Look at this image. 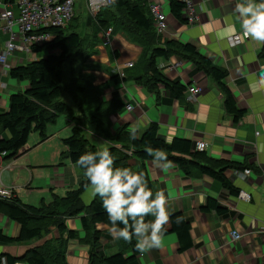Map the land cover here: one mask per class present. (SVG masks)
<instances>
[{"label": "crops", "instance_id": "0c3cea01", "mask_svg": "<svg viewBox=\"0 0 264 264\" xmlns=\"http://www.w3.org/2000/svg\"><path fill=\"white\" fill-rule=\"evenodd\" d=\"M154 2L161 6L166 17L167 29L162 40L190 44L213 65L226 70L224 84L243 116L234 121L233 116L226 112L222 94L214 81L198 72L190 60L177 55H172L168 60L159 58L157 65L168 80L187 86L181 99L177 100L168 90L160 89L159 102H156L153 94L132 80L115 82L113 75H118L117 66L125 74L131 75V68L124 65L129 62L135 64L141 53L139 46L129 42L123 33L116 32L112 33L109 45L95 47L96 53L88 64L92 68L88 72L94 77V85L107 84L102 99H117L125 105L122 110L109 116L110 130L115 132L126 125L129 131H136L140 135L149 124L154 123L158 126V136L168 143L174 138L194 143L202 141L206 144L205 153L210 158L225 160L242 168L227 169L224 176L239 191L238 195L243 192L250 199H239L238 195L230 194L220 182L206 175L192 173L188 176L175 164L169 170H161L154 167L152 160L141 161L130 155L127 161L129 168L133 172L143 169L153 193L163 191L167 196L171 215L180 213L189 224L191 243L190 247L180 251L178 236L169 233L165 235L160 249L143 254L137 252L135 260L137 264H264V83H261L264 59L259 57L261 44L252 47L249 37H242L235 44L230 43L231 37L244 35L241 18L235 11L242 0H192L197 20L187 25L180 24L172 17L167 0H149L148 4ZM82 5L85 8L83 0ZM77 10L79 12L74 14V18L81 15L82 7ZM183 15L186 18L185 12ZM88 20H78V29L83 30V26L86 29L88 25L92 27V20ZM13 33H19L18 26L13 27ZM8 39L9 35L0 31V52ZM39 54L15 53L7 58L6 66L0 64V113L7 110L10 95L27 88L26 82L11 79L8 71L44 58L48 53ZM189 87L200 89V93L191 100L188 99ZM54 124L53 127L46 126L48 137L41 142H46L42 161L16 165L10 171L0 169L1 184L11 189L23 204L38 206L41 200L50 202L53 195L65 196L85 178L83 170L71 163L69 157H65L67 154H63L66 148L62 140L70 136V126L67 121ZM36 137L31 143L35 142ZM8 138L7 132H0V139ZM38 139L40 142L39 135ZM91 141L97 150L111 146L99 138ZM120 146L113 145L118 150ZM20 152L19 157L29 152L27 144ZM0 165L3 166L2 161ZM26 167L44 168L41 182L45 185L31 186L34 179L31 177L30 181L27 180V173L31 172ZM244 169H249L250 174L246 179H241L236 172ZM94 198L88 187L80 196L85 206ZM81 215L65 222L66 228L77 234V238L68 241L66 264H89L90 245L83 241L85 233L81 226ZM110 228L106 224H96V230L100 232L96 248L98 255L108 257L121 253L125 258L130 257L132 248L123 240L113 239ZM0 230L15 238L19 226L0 213ZM231 231H237L241 238L232 241ZM58 236L57 229L52 228L48 235L39 240L0 244V264H7L5 255L19 258ZM15 264L27 263L19 261Z\"/></svg>", "mask_w": 264, "mask_h": 264}, {"label": "trees", "instance_id": "16d2710c", "mask_svg": "<svg viewBox=\"0 0 264 264\" xmlns=\"http://www.w3.org/2000/svg\"><path fill=\"white\" fill-rule=\"evenodd\" d=\"M14 2L15 0H0L1 4L8 6H12ZM148 2L149 0H115L95 17L87 13L92 20L90 32L79 30V23L75 24L78 19L74 16L63 28L39 31L53 35V39L41 46H33L31 53L48 54L44 58L8 71L11 79L26 82L27 88L10 95L7 110L0 113V132H7L9 135L8 139H0V155L5 154L1 160L3 166L5 161L16 159L22 154L20 151L27 144L31 133H37L40 142L45 141L48 137L46 126L54 124L56 119L63 115L71 128L70 136L62 140L66 148L63 154H67L73 164L78 165L77 161L81 155L97 151V146L91 141L93 138H99L111 145L108 150L114 156L115 167L118 168H129L127 161L130 155L141 161L152 160L146 151V148L151 146L154 149H164L168 153V159L184 174L206 175L220 182L230 194L238 195L239 191L226 179L224 171L242 168L225 160L212 159L205 151L195 150L194 142L174 138L168 143L158 136V126L154 123L149 124L140 135L136 132L137 139L131 138L133 131H129L126 125L115 132L110 130L109 116L122 110L125 105L117 99L104 101L102 95L107 84L95 86L94 77L88 72L92 70L88 66L89 59L95 55V47L101 44L99 35L109 28L113 34L123 33L129 42L141 49L138 61L130 70L131 75L124 73L123 78L113 75L115 82L132 80L153 94L156 102H159L160 89L168 90L177 100L181 99L187 86L168 80L157 65V59L168 60L172 55H177L181 59L190 60L198 72L204 73L214 81L222 94L224 108L233 116L234 121L243 116L224 84L226 70L213 65L190 44L162 40L153 26ZM167 2L172 17L180 24L187 25L188 21L183 15L185 5L179 0ZM259 57L264 59V44H261ZM63 95L70 98L71 105L62 100ZM116 144L121 145L120 151L113 147ZM134 173H143L150 188V182L143 169ZM87 185L85 177L76 189L68 191L65 196L53 195L50 202L41 200L38 206L23 204L16 195L9 199H0V213L19 226V233L15 238L0 230V244L39 240L48 235L52 228L57 229L59 235L58 238L45 241L19 258L5 255L6 263L15 264L21 261L27 264H66L68 241L77 238V234L75 231H69L65 222L83 214L80 220L85 233L83 241L90 245L89 264H137L135 238L131 243H126L132 248V255L128 258L121 253L103 257L96 252L100 238L96 224L102 223L110 227L112 225L99 196L87 206L82 203L80 196ZM177 217L182 218L179 224L176 223ZM189 230V224L180 213L170 216L166 234L175 233L178 236L180 251L191 246Z\"/></svg>", "mask_w": 264, "mask_h": 264}, {"label": "clouds", "instance_id": "9594fccd", "mask_svg": "<svg viewBox=\"0 0 264 264\" xmlns=\"http://www.w3.org/2000/svg\"><path fill=\"white\" fill-rule=\"evenodd\" d=\"M235 11L251 46L264 44V0H242ZM261 83H264V72L261 73ZM131 138H138L136 131L131 133ZM146 151L152 157L154 167L165 171L174 167L164 149L149 146ZM77 164L85 170L87 187L93 197L99 196L102 200V207L112 225L109 232L113 239L131 243L135 238V248L141 254L160 249L171 216L165 193H153L143 173L115 167V158L107 148L81 155ZM148 217L155 219L149 220ZM181 222L182 218L177 217L176 223Z\"/></svg>", "mask_w": 264, "mask_h": 264}, {"label": "built area", "instance_id": "2783aa9c", "mask_svg": "<svg viewBox=\"0 0 264 264\" xmlns=\"http://www.w3.org/2000/svg\"><path fill=\"white\" fill-rule=\"evenodd\" d=\"M78 0H15L12 6L0 3V31L9 35V39L4 43V48L0 52V64L6 66L7 58L15 53H31L33 46H41L53 39V35L40 30L48 28H63L74 16V6ZM85 9L91 17H95L100 11L111 6L115 0H83ZM185 5L184 12L189 24H194L197 20L192 0H179ZM15 9V10H14ZM149 11L153 19V26L158 35L162 37L167 29L166 17L158 3H150ZM18 26L19 33H13V27ZM101 46L105 47L112 41V29L104 30L99 35ZM248 36H233L230 43L240 42L241 38ZM17 41V42H16ZM132 62L124 65L126 68L133 67ZM117 74L123 78V69L117 66ZM200 93L198 87L188 88V99H194ZM130 109V107H127ZM195 150L203 152L206 144L202 141H195ZM5 154L0 155V161ZM0 169H9L0 165ZM1 174V172H0ZM241 179H246L250 174L249 169L236 172ZM11 189L4 187L0 181V199H9L13 196ZM239 199L249 201V195L241 192ZM232 241H238L241 235L237 231L230 232Z\"/></svg>", "mask_w": 264, "mask_h": 264}, {"label": "rangeland", "instance_id": "374dc122", "mask_svg": "<svg viewBox=\"0 0 264 264\" xmlns=\"http://www.w3.org/2000/svg\"><path fill=\"white\" fill-rule=\"evenodd\" d=\"M78 7H82V11L80 12L81 15L80 16L79 15L76 16V18H78L79 22H82L81 20H83L85 22L89 21L87 12H86L85 8L82 5V0H78L75 3V6H74V14L75 15H76V12H79L77 10ZM103 10H105V8ZM104 13H105V11L103 12V15H105ZM78 20H76L77 23H78ZM76 22H75V24H76ZM83 31L84 32L85 31L90 32L91 31V26L88 25V27L86 29L83 26ZM42 54H44V52L39 54V56H41ZM62 100L65 101L66 103H68L69 105L72 104L70 98L67 95H63ZM58 121H64V123H66V119L64 118V116H59L55 123H58ZM53 126H55V124H51L50 127H53ZM35 136H37L35 138V142L31 143L33 137H35ZM39 143H41V142H39L38 134L34 133V132L31 133L29 135L28 141H27V148H29V152H27L22 157L5 161L4 162V166L5 167H9V171H10V170H12V167H14L16 165H20L21 164L22 166H25L29 161L32 162V164H35L37 162V160L38 161H42V159H43L42 153H43L44 147H46L45 146L46 142L41 143V144H39ZM26 169L29 170L31 172V174H32L31 175V174L27 173V180L30 181L31 177H33V179H34L33 184L31 186L36 187V186H41L40 184H42V186L45 185V183L41 182V180L44 179V174H43V173H45L44 172L45 171L44 168H38V167L29 168V167H26ZM5 170H7V169H5ZM33 206H36V205H33Z\"/></svg>", "mask_w": 264, "mask_h": 264}, {"label": "water", "instance_id": "95a60500", "mask_svg": "<svg viewBox=\"0 0 264 264\" xmlns=\"http://www.w3.org/2000/svg\"><path fill=\"white\" fill-rule=\"evenodd\" d=\"M65 157H67V155H65Z\"/></svg>", "mask_w": 264, "mask_h": 264}, {"label": "bare ground", "instance_id": "6f19581e", "mask_svg": "<svg viewBox=\"0 0 264 264\" xmlns=\"http://www.w3.org/2000/svg\"><path fill=\"white\" fill-rule=\"evenodd\" d=\"M45 31V30H44ZM48 31V30H47Z\"/></svg>", "mask_w": 264, "mask_h": 264}]
</instances>
